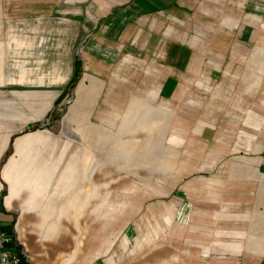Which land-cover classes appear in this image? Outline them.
I'll return each mask as SVG.
<instances>
[{
	"label": "crops",
	"instance_id": "obj_1",
	"mask_svg": "<svg viewBox=\"0 0 264 264\" xmlns=\"http://www.w3.org/2000/svg\"><path fill=\"white\" fill-rule=\"evenodd\" d=\"M58 2L66 8L60 14L42 12L27 16L39 21L34 28L13 31L5 28L6 38L14 39L11 41L13 46L8 47L7 44L8 54L33 53L38 59L28 57L19 63L17 70L9 69L5 82L4 75L0 74V220L6 222L10 218L8 215L15 210L23 214H33L62 211L66 207L68 203L65 191L56 195L59 208L49 207L56 205L55 196L41 198L34 186H29L25 181L28 175H31V179L39 178L38 167L48 164L51 166L44 173L47 176L42 179L60 181L65 178L62 166L63 127L65 132L70 131L71 140L85 143L84 146L92 152V156L96 143L104 145V166H110L112 170L114 167L122 168V165L114 162L116 158L112 155V143L124 147L127 145L126 141H121L119 137L112 142V137L108 135L101 143L99 138L103 135L100 136L98 127L110 129V125L114 124L108 114L110 111L114 112L111 107L114 104L109 102L114 100H109L108 97L118 96L115 103L118 106L119 101L124 102L126 99L123 97L129 95L127 104L131 101L133 109H146L147 103L150 105L149 109H154V116L149 121L151 125L155 123L154 131L158 136L151 140H171L174 147L176 143H180L184 150V161H188L186 164L189 167L181 169L185 170L181 176H187L194 166L201 170L222 167L231 169L232 174L229 177L208 174L205 179L218 185L233 184L229 189L231 193L237 194L235 198L239 200L238 210H231L227 215L240 216L238 223L245 225V228L239 227L236 233L243 236V239L237 245L226 243L215 246L214 249L228 248V256H233L239 264L247 262L246 257H255L264 264V11L258 10L255 17H248L246 5L250 0ZM224 11H232L234 15L229 16L238 17L240 27L237 24L231 26L235 19L229 18L231 25L225 26L229 29H219L212 33L208 31L206 47L210 50L207 51L211 57L204 58L202 51L206 50L200 47L199 39L185 35L184 32L194 25L195 20L200 21L202 18L205 19L202 23L207 22L210 25L212 22L215 25L214 19L224 14ZM56 16L66 18V24L57 28L50 25L49 21ZM23 19L9 16L5 21L7 25L13 21L22 22ZM42 20L48 21L46 26L39 25ZM223 23L227 24L225 21ZM141 30L144 34L140 38L138 33ZM86 35L88 37L85 39L83 62L92 64V67L82 77L76 89V98L70 106L71 121L68 128L62 122L57 125L50 123L43 128L37 127L43 124L44 114L59 96V87L53 89L44 85L57 86L58 82L70 79L75 67L73 57H55L57 38L60 45L66 42L72 45ZM104 46L127 47L134 54L138 49L144 48L147 59L151 61L149 68H146V76L139 73L145 80L142 79L141 83L135 82L132 87H125L120 85L116 71L113 73L112 83V73L106 70L109 62L100 56L101 47ZM70 48L72 50L71 46L67 47L68 51ZM199 72H208L210 78L215 80H212L214 84L224 81L227 82L228 89L239 87V93L214 96L212 112L206 109L203 98L195 101L184 99L189 86L182 82L180 76ZM160 77L161 80L157 79ZM156 80L161 84H157ZM224 85L226 84L222 86ZM215 88L219 90L220 87ZM93 95L97 102L88 105V98ZM77 98L82 102L80 109H84L86 119L81 125H78ZM91 117L96 118L98 126L93 121H88ZM174 123L181 124L184 133L182 136L170 134ZM131 124H136V121ZM125 125L127 124L119 122L116 127ZM79 129L86 138L79 136ZM192 134L201 139V147L187 146L185 140L190 139ZM156 150L157 147L153 144L150 151ZM166 154L176 157L173 150ZM193 160L197 161L196 165H193ZM55 171L57 175H54ZM202 183L205 184L203 181ZM226 190L228 191V187ZM60 197L63 198L62 203ZM204 202L207 203L205 200ZM194 215L209 218L206 212L205 215ZM247 230L254 231L252 238H246L244 232ZM228 256H215L210 251L206 258H202L210 263L211 259L225 261ZM109 261L113 263L112 259Z\"/></svg>",
	"mask_w": 264,
	"mask_h": 264
},
{
	"label": "rangeland",
	"instance_id": "obj_2",
	"mask_svg": "<svg viewBox=\"0 0 264 264\" xmlns=\"http://www.w3.org/2000/svg\"><path fill=\"white\" fill-rule=\"evenodd\" d=\"M58 1L0 0V74L4 75L3 82L7 79L9 69L17 70L20 62L28 57L36 58L33 53H30L31 55L8 54L7 44L8 47L13 46L11 41L14 39L6 38L5 28L11 31L19 28L25 30L34 28L39 21L27 16L42 12L60 14L62 9L66 10V8H63L64 5ZM246 8L247 16L255 17L256 11H264V0H250ZM229 15L234 13L226 11L214 19L215 25L212 22L210 25L207 22L202 23V20H205L203 18L200 21L195 20L194 25L189 27V30H185V35L199 39L200 47L206 50L202 51L204 58L211 57L206 47L208 31L211 33L219 29L223 31L227 28L225 26L231 25L228 19L233 17ZM9 16L24 19L22 22L13 21L6 25L5 20ZM233 19L235 20H232L231 26L237 24L236 26L240 27L238 17ZM66 21V18L56 16L49 21V24L57 28L64 26ZM224 21L227 24H224ZM46 23L48 21L42 20L39 25L46 26ZM142 30L138 33L140 38L144 34ZM87 37L88 35L81 41L77 39L72 45L69 42L60 45L57 38L55 57L57 59L65 58L64 56L67 55V58L73 57L75 67L70 79L58 82L57 86L56 84L44 85L53 89L59 87L60 90L55 104L44 114L43 124L37 127L43 128L50 123L57 125L62 122V125L68 128L71 121L70 106L76 98V89L82 77L86 76L92 67V64L83 62ZM70 46L72 50L70 48L68 51L67 47ZM100 56L109 62L106 70L112 73L110 81L113 83V73L117 71L120 85L125 87H132L135 82L141 83L142 79L145 80L139 76V73L145 77L146 68H149L151 64L144 48L138 49L134 54L128 51L127 47L104 46L101 47ZM73 76L75 79L71 82ZM157 79L161 80V77ZM180 79L189 86L185 92L186 95L183 96L184 99L195 101L203 98L206 101L205 107L210 109V112H212L214 96L234 95L239 93L240 89L239 87L228 89L226 88L228 84L224 81L214 84L215 80L210 78L208 72H199L195 75L184 74L180 76ZM155 82L160 83L159 80ZM223 84L226 85L222 86ZM215 85L220 87L219 90L215 88L217 87ZM125 97L123 98L126 100L119 101L118 106L115 104L118 96L108 97L109 100H114V102L109 101L114 104L111 106L114 112H108L109 119L114 124L110 125V129L98 127L100 136L103 135L99 138L101 143L108 135L112 137V142L119 137L121 141H126L127 145L124 147L112 143V155L116 158L114 162L123 167L119 169L113 166L112 170L110 166H104V145L96 143V150L92 156V152L84 146L85 143L71 140L70 131L65 132L63 127L64 162L62 166L65 178L60 181L42 179L47 176L44 173L51 166L48 164L38 167L39 178L31 179V175H28L25 181L29 186H34V190L41 198L55 196L54 204L56 205L49 207L59 208L56 195L65 191L68 207L66 205L62 211L51 210L47 213L33 214H23L15 210L8 215L10 218L6 222L3 223V220H0L3 228L20 236L21 245L28 252L33 264H239L231 256L232 254L231 257L228 256L226 252L228 248L214 249L215 246L226 243L237 245L239 240L243 239V236L236 233L239 227L245 228V225L238 223L237 219L240 216L227 215L231 210H238L239 200L235 198L237 194L230 192L229 187L233 184L218 185L205 179L208 174L229 177L232 174L231 169L222 167L201 170L194 166L187 176H181L185 173V170L181 169L189 167L186 164L188 161H184V150L180 143H176L174 147V142L171 140H151L158 136L154 131L155 123L151 125L149 121L154 116V109H149L148 103L145 106L146 109H133L131 101L127 104L129 95ZM76 101L78 125H81L86 122L84 109H80L82 102L78 98ZM96 102L97 98L93 95L88 98L87 104L94 105ZM88 121H93L98 126L95 117L89 118ZM134 121L136 124L132 125ZM119 122L127 125L116 127ZM142 122H145V125ZM181 128L180 123H174L170 134L176 137L182 136L184 133ZM79 136L86 138L82 136L81 129H79ZM174 136L170 135L171 138ZM200 140L192 134L190 139L185 141L187 146L199 148L202 144ZM153 144L157 147L156 151H150ZM172 150L175 151L176 157L166 154ZM196 162L193 160V165H196ZM61 169L60 164L59 172ZM28 174H30L29 171ZM54 175H57L56 171ZM62 200L63 198L61 203ZM205 212L209 217L207 219L194 215V213L205 215ZM244 233L246 238H252L254 231L247 230ZM204 246H207V249L203 250ZM210 251L214 252L215 256L226 255L228 259L225 261L211 259L208 263V260L202 257L206 258ZM110 259L113 263L109 261ZM245 259L247 262L240 264H262L255 257Z\"/></svg>",
	"mask_w": 264,
	"mask_h": 264
},
{
	"label": "built area",
	"instance_id": "obj_3",
	"mask_svg": "<svg viewBox=\"0 0 264 264\" xmlns=\"http://www.w3.org/2000/svg\"><path fill=\"white\" fill-rule=\"evenodd\" d=\"M16 233H10L0 222V264H33Z\"/></svg>",
	"mask_w": 264,
	"mask_h": 264
},
{
	"label": "trees",
	"instance_id": "obj_4",
	"mask_svg": "<svg viewBox=\"0 0 264 264\" xmlns=\"http://www.w3.org/2000/svg\"><path fill=\"white\" fill-rule=\"evenodd\" d=\"M75 79V76L72 77L71 82Z\"/></svg>",
	"mask_w": 264,
	"mask_h": 264
}]
</instances>
